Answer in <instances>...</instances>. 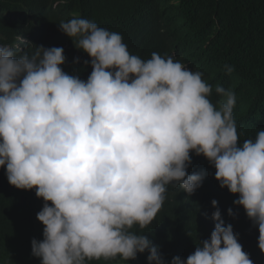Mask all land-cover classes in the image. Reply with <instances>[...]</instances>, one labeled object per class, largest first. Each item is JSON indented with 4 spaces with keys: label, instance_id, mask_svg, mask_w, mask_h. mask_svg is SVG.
Returning <instances> with one entry per match:
<instances>
[{
    "label": "clouds",
    "instance_id": "clouds-1",
    "mask_svg": "<svg viewBox=\"0 0 264 264\" xmlns=\"http://www.w3.org/2000/svg\"><path fill=\"white\" fill-rule=\"evenodd\" d=\"M22 12L0 13L17 32L0 33V195L37 205L21 237L32 260L253 264L216 200L198 214L210 238L186 259L164 260L140 231L176 228L170 203L187 218L216 182L238 197L264 254V130L240 143L235 93L217 85L213 104L192 63L137 51L136 37L82 14L59 24L57 43L43 42Z\"/></svg>",
    "mask_w": 264,
    "mask_h": 264
},
{
    "label": "trees",
    "instance_id": "trees-1",
    "mask_svg": "<svg viewBox=\"0 0 264 264\" xmlns=\"http://www.w3.org/2000/svg\"><path fill=\"white\" fill-rule=\"evenodd\" d=\"M22 11L31 15L34 34L52 45L61 32L59 24L82 14L81 18L136 37L137 51L150 55L158 52L182 64L192 63L211 86L213 104L222 99L216 93L217 85L235 93L233 116L241 144L264 130V0H0V13L6 20L24 19ZM0 33L13 37L17 32L0 16ZM226 65L233 68L230 75L226 74ZM91 71L90 67L88 76ZM212 168L208 162L207 169ZM199 194L202 203L187 218L175 211L180 205L170 203L165 215L177 221L176 228L140 230L154 240L152 245L158 247L164 260L169 255L186 259L199 241L210 238L213 230L203 229L204 217L199 219L198 214L206 208L207 214L209 209L214 212L211 202L216 200L225 225L233 226L253 264H264V254L258 248V228L252 226L244 209L234 204L238 197L221 189L218 182L200 189ZM0 197L4 204L0 222L6 218L0 225V264H36L30 245L21 237L26 235L25 221L29 217L34 220L37 205L21 203L6 193ZM229 209L235 218L228 215Z\"/></svg>",
    "mask_w": 264,
    "mask_h": 264
}]
</instances>
